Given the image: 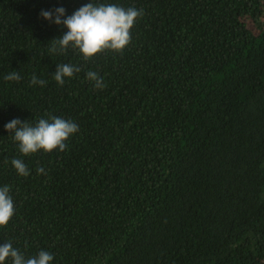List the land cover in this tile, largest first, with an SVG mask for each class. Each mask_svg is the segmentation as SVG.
Listing matches in <instances>:
<instances>
[{"label": "trees", "instance_id": "1", "mask_svg": "<svg viewBox=\"0 0 264 264\" xmlns=\"http://www.w3.org/2000/svg\"><path fill=\"white\" fill-rule=\"evenodd\" d=\"M89 2L143 10L129 45L51 53L68 29L41 11L63 7L64 19ZM59 64L81 71L59 85ZM13 71L19 82L5 80ZM49 116L78 132L63 152L24 156L5 125ZM4 186L14 215L0 245L25 258L264 264V0H0Z\"/></svg>", "mask_w": 264, "mask_h": 264}, {"label": "clouds", "instance_id": "2", "mask_svg": "<svg viewBox=\"0 0 264 264\" xmlns=\"http://www.w3.org/2000/svg\"><path fill=\"white\" fill-rule=\"evenodd\" d=\"M65 9L58 7L54 10H42L40 15L45 20L68 29L61 37L52 40L49 49L51 53H64L69 47L78 49L85 60H90L95 55L106 50L122 52L131 41L130 30L136 20L143 15V10L134 7L123 8L115 4H94L89 2L72 15L65 17ZM81 71L80 67L72 64L56 65L54 80L63 85L65 78H72ZM87 79L94 82L98 89L105 87L102 78L96 72L88 71ZM5 80L19 82L22 78L18 72L13 71L6 75ZM47 81L32 76L31 84L45 86ZM6 131L12 139L18 142L20 153L24 156L35 154L40 150L51 153L53 150L63 152L66 141L78 132V125L70 120L56 116L40 119L35 126L27 121L13 119L5 125ZM17 173L27 177L29 170L22 159L14 158L11 161ZM43 173V168L37 169ZM8 186L0 187V227L6 226L14 215V204L9 195ZM10 258L12 264H50L53 255L41 250L37 256L25 258L11 243L0 245V264Z\"/></svg>", "mask_w": 264, "mask_h": 264}]
</instances>
